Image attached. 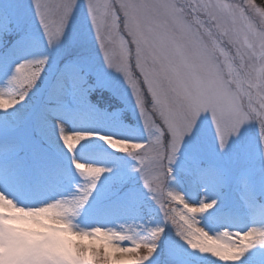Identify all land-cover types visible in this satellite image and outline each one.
<instances>
[{
  "label": "snow or ice",
  "instance_id": "snow-or-ice-1",
  "mask_svg": "<svg viewBox=\"0 0 264 264\" xmlns=\"http://www.w3.org/2000/svg\"><path fill=\"white\" fill-rule=\"evenodd\" d=\"M69 36L76 44L94 38L104 64L128 85L139 128L116 135L65 127L63 116L88 105V60L68 66L40 108L10 111L29 99ZM0 45L16 57L0 67V159L45 144L53 129L72 170L45 159L46 172L71 190L26 206L13 192L42 186L0 165L6 208H51L52 223L80 236L102 228L110 250L134 264H264V0H11L0 9ZM41 46L47 51L28 54ZM102 152L134 161L141 187L128 184L121 164L103 166ZM108 206L134 207L133 222L72 223ZM255 214L261 222L237 227ZM10 220L0 216V246L29 249L20 264H112L102 250L58 255L49 247L55 228L21 240Z\"/></svg>",
  "mask_w": 264,
  "mask_h": 264
},
{
  "label": "rangeland",
  "instance_id": "rangeland-1",
  "mask_svg": "<svg viewBox=\"0 0 264 264\" xmlns=\"http://www.w3.org/2000/svg\"><path fill=\"white\" fill-rule=\"evenodd\" d=\"M4 1L5 2L3 3V6L6 10H8L9 7L11 6V0H4ZM0 2H3V0H0ZM25 2H28V0H25ZM29 19H30V14H29ZM66 40H68L70 44H74V46H77L75 49L77 50V52H79V54L81 53L85 57H87L85 54H90V57L88 56L86 59L90 58L91 61H94L96 63L97 74H99V81L97 80L98 83H96V85L107 89L109 88V90L112 91L113 94H115L118 98L124 101L125 104L129 106L131 110V117L135 120V122L134 124H128L121 121L117 122V120L112 119L114 115L110 116L105 112L99 111L96 108L91 107L88 100V105H85L82 108H74L67 115L62 117L65 127L78 129L82 131L114 133L116 135L121 134L120 131L121 128H125V129L139 128L140 127L139 114L134 107V103L131 98L128 85L126 84L123 77L119 73L115 72L112 69L107 68V66L104 64L102 58L98 55L99 49H97L98 46L94 38L89 37L87 40H85L80 44H76L71 36L67 37ZM94 44L96 48L95 52L97 53V55L94 53L93 50L89 51L86 48V47H92ZM42 53L44 52L42 51L41 48H30L28 50L29 55L39 56ZM62 53H63L62 50L56 53L57 57L55 63L59 58H61ZM15 58L16 57L13 54L9 53L8 62L10 63V61L14 60ZM77 63L80 62L78 61ZM5 66H7L6 63L4 67ZM67 68L68 67L63 68L64 72L67 70ZM2 79L3 77L0 76V81H2ZM41 106L43 105L42 103L39 102L38 105L33 106L32 111L40 108ZM118 115L119 113L116 114L115 116L117 117ZM39 144H40L39 141L32 142V146H30L28 149L31 150L33 147H36V145ZM46 144L49 146L48 149L41 148L39 152L37 151L30 152L29 159H26L27 157V151H26L27 149H26L23 153H18L3 157V159H0V165H2L5 169L11 168L16 172H22L29 182L36 184L31 173L32 163L40 164L41 161L39 160V157L40 159H42V162H44L45 159H58L56 157L57 155L62 156L61 151L57 145L55 131L53 129L49 130V140L46 142ZM207 148L213 150L214 146L210 142H208ZM19 154H23L20 160L17 159L11 160L12 158H14V156ZM62 157L64 158L65 162L69 163L67 157L64 156ZM222 158H227V157L225 156ZM64 161L60 160L61 163H63ZM114 162L121 164L123 168L127 170L128 179L132 178L135 175V173L132 172V165L127 164V162H123L121 157L113 156L110 158H106V153L102 152L100 154V163L103 166L106 167L110 166ZM27 163L30 164L29 171H28ZM257 166L259 167V161H257ZM39 172L42 178L39 185H41L42 188L41 189L39 188L35 193L13 192V195L18 197L19 203H23L26 206L34 205L45 199L54 198L55 196L59 195L61 192L71 190V186L69 184L59 183L56 177L54 178L52 177V180H48V176L45 175V172L43 171L42 168H40ZM105 176L109 177L110 174L106 173ZM174 186L181 188L183 190L184 181L178 180ZM108 207L113 209L111 206ZM4 212L10 213L11 216L10 223L14 228L17 229L16 235L21 240L32 243L39 240L40 237L45 234H51L49 229L51 228L58 229L63 227L65 229L64 230L65 235H68V237L72 238L78 244L83 246L89 258H91V254L93 252H98L102 250L105 254L111 253L112 264H134L133 257L130 256L118 257L115 252L110 250V248L108 247L107 236L103 234H96L94 236H80L76 233L69 231V229L63 224L52 223L53 217L56 215L55 210H51V211L39 210L34 212H27L12 208H6L3 198L0 197V216H2ZM133 215H134V210L132 206L117 207L116 211H114L113 213H110L109 211L85 213L79 218L78 223L82 227H90L97 224L106 227H116L121 223H132L133 220L131 217ZM261 219L262 218L258 214H255L251 217L245 218L240 224L237 225V227L246 228L253 223L261 222ZM14 225H16V227ZM27 230H31V232H27ZM49 247L52 251L64 257H71L80 250V248L74 246L71 242L64 240L62 231H57L54 234V242L51 245H49ZM20 248L24 249L23 246H20L18 244H13L7 248L0 246V256L3 254V256L0 257V264H20V261H22L24 257L30 254V252H28L29 249L25 248L24 250H20Z\"/></svg>",
  "mask_w": 264,
  "mask_h": 264
},
{
  "label": "clouds",
  "instance_id": "clouds-1",
  "mask_svg": "<svg viewBox=\"0 0 264 264\" xmlns=\"http://www.w3.org/2000/svg\"><path fill=\"white\" fill-rule=\"evenodd\" d=\"M51 208L48 207H43L42 211H51ZM79 218L75 219L74 221H72V223L77 226V227H81V225L78 223ZM118 226V225H117ZM98 234H103V229L101 228L100 231L98 232Z\"/></svg>",
  "mask_w": 264,
  "mask_h": 264
}]
</instances>
